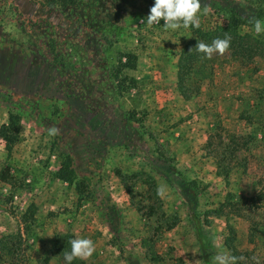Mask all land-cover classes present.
<instances>
[{
  "label": "rangeland",
  "instance_id": "obj_1",
  "mask_svg": "<svg viewBox=\"0 0 264 264\" xmlns=\"http://www.w3.org/2000/svg\"><path fill=\"white\" fill-rule=\"evenodd\" d=\"M182 3L200 6L203 30L226 27L224 6L262 5L0 0V127L20 116L10 150L0 137V264H264V197L252 199L264 192V23L216 47L202 38L181 93L180 52L196 34L147 11ZM168 159L200 187L196 206ZM63 160L72 183L56 177Z\"/></svg>",
  "mask_w": 264,
  "mask_h": 264
},
{
  "label": "trees",
  "instance_id": "obj_2",
  "mask_svg": "<svg viewBox=\"0 0 264 264\" xmlns=\"http://www.w3.org/2000/svg\"><path fill=\"white\" fill-rule=\"evenodd\" d=\"M43 3L50 5V6H61L66 7L68 5H73L76 3L77 0H42ZM262 2V5L256 8L255 13L250 16L242 15L237 10L231 7L224 6L225 11L228 15L225 25V28L219 27L216 29V27L209 28L207 30H203L202 28L198 27L193 22L194 14L197 12L200 6L193 3H182L181 5L177 6H170L165 7L161 5H154L148 9V16L150 17V20H154V18L158 15L165 16L168 20L178 23V24H185L190 26L194 33L196 34V37L187 41L180 52L179 57V64H178V87L179 91L181 93H184L185 89L182 84L183 80V74L184 72L190 71L192 67V62L194 60V55L202 54L207 49H209V44H205L202 40H208V43H211L214 45V47L218 46L222 39H224L225 34H233L237 36L236 29L242 25L247 26H260L262 23H264V0H260ZM223 29L224 33L221 31ZM210 44V45H211ZM239 45V44H238ZM234 47V44L231 45V47L238 49L241 46ZM242 50V49H241ZM125 61L120 60L121 66L125 68H135L136 66V55L132 53H126L125 55ZM194 57V58H193ZM193 58V59H192ZM192 59V62H191ZM122 111L119 112L118 117H122ZM19 122H20V116L16 113H9L7 122L3 123L0 127V137L5 141L6 143V149L10 150L11 147L19 140ZM166 164L169 168L170 174H176L179 175L183 181L184 185L182 186V189L184 190L185 194L188 196L190 203L194 206L198 203L199 195H200V187L195 184L193 180L190 179L187 171L185 169H181L178 164L174 163L172 159L166 160ZM4 174V173H3ZM56 177L62 181H65L67 183H72L75 179V173L73 170V167L68 163L67 161L63 160L60 162V166L56 172ZM5 181H7V176L4 174L2 177ZM264 197V192L258 193L255 198L252 199H260ZM4 208L3 204L0 202V210ZM5 209V208H4ZM35 205L31 203L27 210L24 212L20 219V225L23 224L26 226V224L34 219L35 214ZM11 215H15L13 211L10 212ZM195 231L197 234V238L199 240V245L201 248L202 255L204 259L208 260L207 256V245L208 242L204 239V233L202 232L200 225L195 222ZM62 237H67V234H61ZM59 236H57L58 239ZM55 240V245H56ZM229 245V244H228ZM61 246L57 245L56 250L62 251ZM69 251H72V263H75V252L73 248H67ZM81 262H78L80 264Z\"/></svg>",
  "mask_w": 264,
  "mask_h": 264
}]
</instances>
